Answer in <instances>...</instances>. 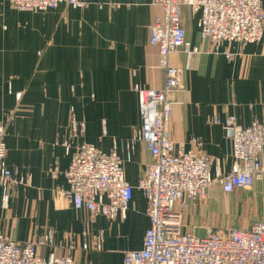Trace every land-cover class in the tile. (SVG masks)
Instances as JSON below:
<instances>
[{"label": "crops", "instance_id": "crops-1", "mask_svg": "<svg viewBox=\"0 0 264 264\" xmlns=\"http://www.w3.org/2000/svg\"><path fill=\"white\" fill-rule=\"evenodd\" d=\"M84 1L88 6L79 9L61 4L23 11L0 0V125L6 127L9 167L24 178L31 176L29 185L13 190L7 207L0 187V234L26 242L51 229L61 245L42 246L46 258L69 254L75 235L72 254L78 264H123L126 252L143 247L150 225L138 182L153 159L136 138L142 121L134 86L163 87L159 51L149 43L151 26L163 10L154 0ZM198 22L199 14L183 6L186 39L197 52L179 50L170 57L181 70L182 87L172 94L168 130L176 147H201L215 160L214 169L228 173L231 140L211 120L232 115L243 127L255 119L264 124V39L259 44L224 42L216 51L202 37ZM72 110L85 125L84 134L72 138L73 148L83 141L105 152L116 146L122 158L125 178L134 187L124 221L92 218L60 193L67 187L64 171L70 163L61 142L70 137ZM54 165L60 171L52 177ZM244 205L251 206L249 218L238 228L264 220V176L249 189L224 193L217 187L204 201H191L184 230L205 236L210 230L201 234L202 228L228 223L224 217ZM209 212L216 214L209 217ZM100 232L104 239L96 250L93 237ZM85 242L89 249L83 248Z\"/></svg>", "mask_w": 264, "mask_h": 264}, {"label": "built area", "instance_id": "built-area-1", "mask_svg": "<svg viewBox=\"0 0 264 264\" xmlns=\"http://www.w3.org/2000/svg\"><path fill=\"white\" fill-rule=\"evenodd\" d=\"M23 11H46L61 4L79 9L88 6L84 0H7ZM163 13L155 18L149 42L160 55L164 70V85L160 89L134 86L140 101L142 125L136 138L143 140L152 163L146 166L138 182L147 199L146 213L150 225L143 247L126 252L123 264H264V220L249 228H230L210 231L205 236L184 230V213L191 201H200L218 186L224 193L251 188L263 178L264 124L255 119L243 127L236 117L224 120L216 115L211 123L221 125L232 145V166L224 173L214 169V159L199 148L176 147L169 135L168 125L173 113L172 94L182 87L181 70L170 63L173 53L184 50L197 52L186 39L182 24V7L188 6L199 14V28L203 38L211 41L216 51L224 42L259 44L264 39L263 0H154ZM231 58V53L226 52ZM11 92V88H10ZM20 98V93H16ZM71 118L70 137L61 142L70 156L64 171L67 187L60 190L77 210H87L92 218L103 216L109 220L127 219L134 187L126 180L122 158L114 146L105 152L95 144L83 141L73 148L72 138L82 136L84 123ZM199 139H193L200 145ZM6 127L0 125V187L2 205L7 207L13 188L29 185L30 174L24 178L8 163ZM57 165L50 174L59 173ZM86 236L85 232L83 233ZM77 236L69 242V254L44 257L42 246L55 247L56 233L48 229L40 236L17 242L0 234V264H78L72 251ZM103 232L93 237V248L100 250ZM84 249L90 246L86 242Z\"/></svg>", "mask_w": 264, "mask_h": 264}, {"label": "rangeland", "instance_id": "rangeland-1", "mask_svg": "<svg viewBox=\"0 0 264 264\" xmlns=\"http://www.w3.org/2000/svg\"><path fill=\"white\" fill-rule=\"evenodd\" d=\"M12 5V4H11ZM13 6V5H12ZM13 7H15V6H13ZM16 8V7H15ZM18 9V8H17ZM20 10V9H19ZM150 43V42H149ZM164 85V84H163ZM136 92V91H135ZM137 93V92H136ZM137 95H138V93H137ZM138 98H139V96H138ZM139 104H140V101H139ZM218 186H216V187H214V188H217ZM17 188V187H16ZM213 188V189H214ZM219 188V187H218ZM13 190H15V188H13L12 189V192H11V194L13 193ZM210 192L211 191H209V193H208V195L210 194ZM208 195L206 196V198L208 197ZM11 196V195H10ZM221 196L223 197V198H226L227 199V197L229 196L228 194H223L222 192H221ZM206 198H204V199H202V200H200V201H204ZM200 201H194V202H200ZM188 208V207H187ZM250 210H251V206L250 205H244V206H237V207H235V209H233L232 211H231V213H230V215L226 218V217H224V219H228V223H225V224H217V225H215V224H212V225H210V226H207V227H205V228H202L203 229V231H199V233H204V231L206 232L207 230H212V231H218V230H228V229H230V228H238L239 227V223L242 221V219H246L245 218V216L247 217V218H249V212H250ZM186 211H187V209H186ZM185 211V212H186ZM248 212V213H247ZM209 214V217H214L215 216V214L216 213H214L213 214V212H209L208 213ZM218 214V213H217ZM245 214V215H244ZM204 215V214H203ZM212 215V216H211ZM219 215H220V213H219ZM205 216H207V214H205ZM201 217V219H203L204 218V216H200ZM220 218L221 219H223V216H222V214L220 215ZM211 224V223H210ZM58 256H66V255H58Z\"/></svg>", "mask_w": 264, "mask_h": 264}]
</instances>
